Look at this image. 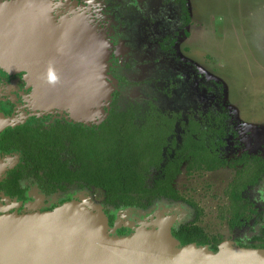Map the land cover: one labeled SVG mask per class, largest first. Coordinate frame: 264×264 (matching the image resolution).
<instances>
[{
    "label": "flooded vegetation",
    "instance_id": "af4514ba",
    "mask_svg": "<svg viewBox=\"0 0 264 264\" xmlns=\"http://www.w3.org/2000/svg\"><path fill=\"white\" fill-rule=\"evenodd\" d=\"M13 1L15 0H0V5ZM105 1L82 0L77 3L76 0H33L31 4L21 5L27 15L16 26L10 25L7 29L5 21L0 22V211L5 208L8 211L15 209L18 213L29 211L34 207L32 190L41 199H50L71 187L78 190L96 188L103 195L101 188L87 184L82 179L70 180L71 175L77 176L81 167L74 160L87 156L88 142L95 140L101 143L102 135L109 134L110 144L116 155L119 153L124 159H140L142 151L137 156L131 153L134 146L152 140L162 144L158 148L160 162L156 169H148L144 182L150 188L155 179L163 177L159 168L163 162L180 158L178 172L170 182V188L177 198L158 197L143 208L124 209L140 212L156 201L182 202L193 213L190 221L172 226L173 220L170 223L168 221L173 213L152 219L167 224L173 239L171 231L193 225L202 230L206 242L199 245L192 240L188 244L206 247L209 251L218 249L219 245H226V241L218 243L217 238L208 236L204 226L199 223L205 213L203 199L193 195L190 190V198L184 197L179 191L183 184L189 186L186 181L189 177L200 181L209 178L207 185L211 189L220 190L219 196L223 201L213 213L215 221L223 222L228 231H234L240 230L254 216L252 223L259 224L258 234L250 236L245 242L234 240L233 244L236 248L264 252V217L248 197V193L260 187L264 181V126L256 120L253 113L256 107L254 102L258 99L254 100L253 97L254 101H251V96L238 78V84L233 88V98L238 102L237 118L240 124H248L252 119L256 122L253 135L247 133L246 125L239 129L237 125L228 128V125L233 124L230 123L232 118L222 106L217 109H190L183 114L168 109L169 107L162 108V104L148 97L144 98L146 100L142 106L121 105L120 89L127 84V75L112 73L116 69V57L118 53L121 55L122 48L120 50L116 45L118 36H115L119 29V10L110 6L121 7L122 4L121 0H113L111 4ZM171 2L178 7L182 24L187 25L190 13L187 10L188 3L185 0ZM124 16L130 19L128 15ZM129 25L128 35L133 39V24ZM209 64L214 65V62ZM26 78L31 85H28ZM237 86L243 92L237 91ZM189 91L185 87L180 90L183 104L179 107L186 105L184 99L188 100L190 97ZM104 93L107 95L105 98ZM61 103L63 107H60ZM53 113L62 114V118H56V115L51 117ZM103 125H108L110 129H104ZM62 132L67 136L61 137ZM53 134L55 135L52 136ZM247 138L255 139V145L245 143ZM188 140L192 146V155L188 158L213 157L222 166L212 170L204 169L202 165L189 169L188 159L181 155L184 152L181 149ZM236 141L243 146L233 147V143L238 144ZM56 143L58 146H53ZM43 144L50 148L44 149ZM40 148L48 158L64 163V181L55 182V179L45 175L42 168L39 169L38 160L45 157L39 154ZM145 155H149L148 149ZM51 166L52 163L46 169L49 176H52ZM178 181L181 182L176 184ZM236 181L243 183L239 199L243 203L244 213L238 220L240 226L230 228L227 223L229 201L224 191ZM69 201L68 198L59 199L55 204L48 205L43 212ZM223 209V218L220 219L218 214ZM102 212L107 218V227L113 228L116 216L111 215L105 207ZM107 214L112 218L110 222ZM129 230L131 233V229Z\"/></svg>",
    "mask_w": 264,
    "mask_h": 264
},
{
    "label": "rangeland",
    "instance_id": "374dc122",
    "mask_svg": "<svg viewBox=\"0 0 264 264\" xmlns=\"http://www.w3.org/2000/svg\"><path fill=\"white\" fill-rule=\"evenodd\" d=\"M189 1L185 0L188 3L187 10H190L187 25L182 24L178 7L171 0H121V7L110 6L119 10V29L115 36H118L116 45L123 50L116 57V69L112 73L127 75V84L120 89V104L142 106L146 100L144 98L148 97L162 104V108L169 107L183 114L190 109H217L222 106L232 118L230 123L233 124L228 125V128L237 125L239 129L246 125L247 133L253 135L256 122L252 119L248 124H240L237 118L238 102L233 98V88L239 78L251 101L253 97L254 100L258 99L254 102L256 107L253 113L264 126V0ZM105 2L111 4L113 0ZM124 15H128L131 20ZM129 24H133V39L128 35ZM211 61L214 65L209 64ZM184 87L190 89V97L184 99L185 106L179 107L183 104L180 90ZM236 90L243 92L239 86ZM55 115L56 118H62V114L53 113L50 116ZM230 131L233 132L232 129ZM253 140L247 138L245 143L255 145ZM242 146L233 143L235 148ZM208 179L200 181L189 177L186 179L189 186L186 187L185 183L179 191L186 198H190V190L193 195L203 199L205 213L199 223L204 226L206 234L215 236L218 243L226 241V245L236 248L234 240L245 242L250 236L257 235L259 224L252 223L253 216L240 230L228 231L223 222L215 221L213 213L223 201L219 196L220 190L207 185ZM32 195L34 207L25 210L26 213L5 208L0 211V216L42 213L48 205L68 198L69 202L77 203L92 214H97L105 207L111 215L116 216L115 225L113 228L107 227L104 238H113L116 234H119L117 237H128L139 229L150 230L158 223L152 218L163 214L173 213L168 221L170 223L173 220L172 226L188 222L193 216L191 209L184 203L170 201H156L140 212L125 209L114 211L104 205L102 192L96 188L78 190L71 187L50 199H41L34 190ZM248 197L264 217V181L260 187L250 191Z\"/></svg>",
    "mask_w": 264,
    "mask_h": 264
},
{
    "label": "water",
    "instance_id": "95a60500",
    "mask_svg": "<svg viewBox=\"0 0 264 264\" xmlns=\"http://www.w3.org/2000/svg\"><path fill=\"white\" fill-rule=\"evenodd\" d=\"M128 237L104 238L102 211L75 202L50 211L0 216V264H264L261 250L222 245L215 253L194 244L178 246L158 221Z\"/></svg>",
    "mask_w": 264,
    "mask_h": 264
},
{
    "label": "trees",
    "instance_id": "16d2710c",
    "mask_svg": "<svg viewBox=\"0 0 264 264\" xmlns=\"http://www.w3.org/2000/svg\"><path fill=\"white\" fill-rule=\"evenodd\" d=\"M109 120L111 122V118ZM102 127L104 129H110L108 125H103ZM54 135L55 134L52 136ZM66 136L65 132H62L61 137ZM110 138L111 135L103 134L101 137V143L96 142L95 140L88 142L86 145L87 156H82L81 158L79 157L74 160V162L81 167L80 170L77 171V176L71 175L70 180L73 178L82 179L87 184L101 188L105 205L109 206L114 211L124 208H143L150 201L157 199L158 197L177 198L176 194L170 188V182L178 172L179 163L181 161L180 158H175L166 163L163 162L162 166L159 167L163 177L161 179H155L152 186L148 188L144 182L146 177L145 173L148 172L150 167H153L154 169L158 167L160 162L158 148H160L162 144L159 145L151 140L149 143L144 142L143 144L135 145L131 153L137 156L139 152L142 151L141 158L138 159L135 157L134 159H124L119 153L117 155L114 153L112 145L110 144ZM79 141L81 142V140ZM43 146L44 149L50 148L46 144H43ZM53 146H58V144L56 143ZM191 148L192 146L189 144L188 140L184 143L183 148L181 149V151L184 150L181 155L184 156V159L187 158L189 161V169L202 165L204 169L212 170L222 166V163L213 157L211 159L205 157L188 158V156L192 155ZM41 149L42 148L39 149V154L45 157L38 160L39 169L42 168L45 171V175L48 178L55 179V182L64 181L66 177L64 175V163L57 159L48 158L46 153ZM146 149H148L149 155H145ZM90 152H92L91 155ZM50 163H52V176H49L46 170ZM254 168H256V165ZM242 186L243 183L236 181L224 191V195L229 201L227 207L229 219L227 223L230 228L240 226L241 224L238 220L244 213L243 203L239 199V193ZM223 213L224 209L218 214L220 219L223 218ZM107 216L108 221L110 222L112 218L109 214H107ZM171 235L179 242L178 246H184L192 240H195L199 245L206 242L202 230L193 225L179 227L171 231ZM262 235L264 239V231H262ZM210 251L215 253L217 249L213 248Z\"/></svg>",
    "mask_w": 264,
    "mask_h": 264
},
{
    "label": "crops",
    "instance_id": "0c3cea01",
    "mask_svg": "<svg viewBox=\"0 0 264 264\" xmlns=\"http://www.w3.org/2000/svg\"><path fill=\"white\" fill-rule=\"evenodd\" d=\"M33 0H23V1H18L15 0L13 2H7L4 3L2 5H0V22H4L6 23L5 27L8 29L11 26H16V24L18 23V21L25 17L27 15V12L21 9V5H27V4H31ZM23 5V6H24ZM45 12V10L43 11ZM46 13L49 15V11L46 10ZM39 14H41V11H39ZM19 16H21L19 18ZM47 15H44V17H46ZM19 18V19H18ZM49 23V22H48ZM4 28V33H6V30ZM1 55V54H0ZM89 61V60H88ZM103 61V60H102ZM100 62V60H98V63ZM1 60H0V65H1ZM26 81H28V79L26 78ZM31 85V83L28 81V85ZM107 95L106 93L103 94V97L105 98ZM62 105H60V107H63V103H61ZM66 106V104L64 105Z\"/></svg>",
    "mask_w": 264,
    "mask_h": 264
}]
</instances>
